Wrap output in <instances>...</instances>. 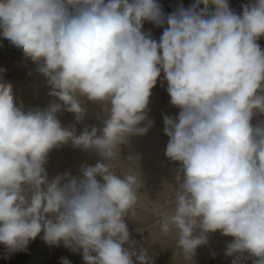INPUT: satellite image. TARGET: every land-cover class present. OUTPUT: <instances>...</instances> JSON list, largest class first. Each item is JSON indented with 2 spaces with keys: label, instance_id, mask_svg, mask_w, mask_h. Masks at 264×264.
<instances>
[{
  "label": "clouds",
  "instance_id": "9594fccd",
  "mask_svg": "<svg viewBox=\"0 0 264 264\" xmlns=\"http://www.w3.org/2000/svg\"><path fill=\"white\" fill-rule=\"evenodd\" d=\"M242 7L237 14L229 0H196L165 15L157 0H0V36L37 63L62 102L24 111L0 79V244L9 253L43 233L47 245L82 250L85 264H133V256L151 264L146 250L124 247L142 181L118 174L112 161L151 126L138 125L163 73L180 109L164 117L165 155L181 168L175 195L157 213L160 236H174L176 255L190 262L220 231L233 238L226 256L264 264V120L252 123L264 114V0ZM145 21L167 25L159 41L143 31ZM78 96L108 105L102 129L77 136L61 126L62 105L83 117ZM69 141L105 162L49 181L48 154Z\"/></svg>",
  "mask_w": 264,
  "mask_h": 264
},
{
  "label": "bare ground",
  "instance_id": "6f19581e",
  "mask_svg": "<svg viewBox=\"0 0 264 264\" xmlns=\"http://www.w3.org/2000/svg\"><path fill=\"white\" fill-rule=\"evenodd\" d=\"M157 2L161 5L164 14L167 15L175 11L180 5H183L185 8L189 7L191 4L195 3L196 0H157ZM250 2H252V0H229V6L235 13L242 14V6L249 4ZM201 7H203V5H201ZM145 23L146 24L143 25V31L150 33L153 39L159 41L164 27H167V25L156 26L148 21ZM257 42L261 49L264 50V37H261ZM2 70L3 71H0V79L4 82L11 83L17 106L21 107L22 110H44L47 109L50 104H62L57 97L50 95L52 89L47 82V78L43 74L36 73V75L34 74L30 78L26 77V74H24V79L19 81L15 77H10V73H6V70ZM77 98L80 101L81 106L85 109V113L83 117L78 120L76 114L67 111V107L62 105L61 110L56 113V117L63 128L71 127L73 125L72 122L98 123L108 118V105L106 103L91 101L87 99V97L78 96ZM170 100L171 98L167 92V82L164 80L163 73H161V76L157 79L156 86L151 90V96L146 110L147 119L138 125L139 127H145L149 124V121H151V124L156 123L159 125L158 128L156 126L158 130L156 129V132L152 137H148L145 133L143 135H137V138L135 137L136 139L132 142L120 145L119 160L112 161V163H116L118 166H126L127 170H125L123 174L129 172L136 173L138 174L139 180L142 181V186L138 189L139 202L136 209L137 218H125L129 233H138V228L150 229L148 230L150 231L148 235V246L149 251L153 255L156 253L159 254L158 251L160 249H164V246L167 243L172 242L174 245L175 256L174 260L169 261L167 264H198L201 259L198 247L195 250V254L192 256L191 261L185 262L182 256L176 255L178 249L176 247L174 236L168 238L161 237L159 224L152 223L153 218H159L157 213L165 206L163 203H160L159 199L165 197L164 200L166 201L171 198L169 195L175 194V189L178 187L176 175L181 168L180 164H177L176 161L170 160L165 155L169 137L164 133L163 116H158V112L172 113L174 115L179 113L180 109L173 106L170 103ZM262 120H264V114L257 113L254 116L252 123L255 125ZM132 136L133 135H130V137ZM153 137L158 138L163 146H159V143L157 144ZM129 156L138 157L139 159L136 160L135 163H132L127 159ZM94 160H102V162H105L97 150H95V153L90 158L75 160L73 167L75 170H78L81 168L82 164H87ZM56 165L53 164L52 166L50 165V168H47L53 172L52 174H54L52 178H48L49 181L59 175V169ZM44 168L46 169V167ZM72 177H76V175ZM97 179L101 178L97 177ZM150 223H152V226ZM60 249L65 256V259L69 261V264H76L77 261L83 259L82 250L74 252L65 247L62 243L60 244ZM163 251L160 250V252ZM152 258L153 257L151 256V260L153 261Z\"/></svg>",
  "mask_w": 264,
  "mask_h": 264
},
{
  "label": "rangeland",
  "instance_id": "374dc122",
  "mask_svg": "<svg viewBox=\"0 0 264 264\" xmlns=\"http://www.w3.org/2000/svg\"><path fill=\"white\" fill-rule=\"evenodd\" d=\"M145 22L144 25L146 24ZM0 69L6 70V73H10V77H15L19 81L24 79V74H26V77L30 78L34 74L36 75V73H41L37 70V63L33 62L30 58L25 57L22 49L15 47L10 43V41H8L6 38H3L2 36H0ZM178 114L179 113H176L174 115L172 113L158 112V116H163V119L165 116L175 118L178 116ZM105 120L98 123L72 122L73 125L68 129L74 128L75 134L79 136L86 128L88 130H91L92 127L102 129ZM156 126L157 128L159 127L158 124L153 123L150 127H148V131L146 132L148 137H152V135L155 134L157 129ZM99 134L100 133L98 132V135ZM136 136L137 135H133L132 137L129 136L127 142L134 141L137 138ZM153 139L156 140L157 144L159 143V146H163V144L160 143V140L158 138L153 137ZM95 150L96 149L94 148L85 150L83 148L75 147L73 146L72 142L69 141L66 144H61L60 146L53 148L49 152L47 157V163H45L44 167H46L47 169L50 168V165L52 166L53 164H57L56 166L59 169V175L68 173L70 174V176H78L81 174V169L83 166H94L97 162H102V160H94L92 162H88L87 164H82L81 168L78 170H75V168L73 167V163L75 162V160L85 158L88 159L95 153ZM177 164L180 163L177 162ZM46 165L49 166L47 167ZM115 170L118 174H123L125 170H127V167L117 165ZM46 172L48 178H52L54 176V174H52V171L47 169ZM171 195H169V197H173L175 194H173L172 196ZM161 198L164 200L165 197ZM162 199H159L160 203H163V205H165V200L163 201ZM152 220V223H157L158 225L159 218H153ZM152 223H150L151 226ZM138 229V233L135 232L133 234H130L131 238L129 239V242L126 243L128 245H124L127 250L134 251L137 255L142 249L146 250L148 257L150 258L151 264H167L169 263V261L174 260L175 251L172 242L167 243L164 246V249H160L161 251L164 250L163 252H160L159 250V254L156 253L153 255L149 251L148 246V235L150 232L148 230L150 229ZM42 235L43 233L40 234V236ZM40 236H38L34 241H31L27 249L15 253H9L5 246L0 244V264H62V261L65 259V256L61 252L60 245H47L40 238ZM232 240V237L224 236L220 231L208 234L207 243L200 245L201 248L198 246L200 251L199 254L201 256V259L199 260L198 264H233L234 260H239L240 264H254V260L256 258L250 257L247 253L243 254V258H241V254H237L235 256L225 255L226 247L229 243L232 242ZM151 256L153 257V261L155 258L154 262L151 260ZM82 260L77 261L76 264H85L84 260ZM132 260L133 264H139V261H137L136 256H133Z\"/></svg>",
  "mask_w": 264,
  "mask_h": 264
}]
</instances>
